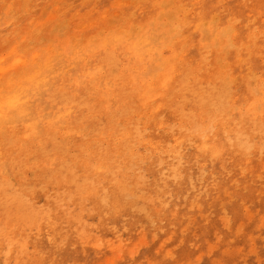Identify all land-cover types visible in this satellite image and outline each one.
I'll return each mask as SVG.
<instances>
[{
	"label": "rangeland",
	"instance_id": "1",
	"mask_svg": "<svg viewBox=\"0 0 264 264\" xmlns=\"http://www.w3.org/2000/svg\"><path fill=\"white\" fill-rule=\"evenodd\" d=\"M0 67V264H264V0H0Z\"/></svg>",
	"mask_w": 264,
	"mask_h": 264
},
{
	"label": "bare ground",
	"instance_id": "2",
	"mask_svg": "<svg viewBox=\"0 0 264 264\" xmlns=\"http://www.w3.org/2000/svg\"><path fill=\"white\" fill-rule=\"evenodd\" d=\"M6 8V7H5ZM115 11H116V9H115ZM50 14V13H49ZM147 37H149V36H147ZM115 38V37H114ZM118 38V37H117ZM139 38V37H138ZM122 39V38H121ZM112 40V39H111ZM110 41V40H109ZM120 41V40H119ZM151 41V40H150ZM111 42V41H110ZM229 42V41H228ZM152 43H153V41H152ZM151 43V44H152ZM107 44H108V42H107ZM146 45V44H145ZM157 45V44H156ZM138 46H141V45H138ZM143 46V45H142ZM145 47V46H144ZM137 48V47H136ZM143 48V47H142ZM145 49V48H144ZM159 50V49H158ZM51 51V50H50ZM140 51V50H139ZM147 51V50H146ZM150 51V50H149ZM142 52V51H141ZM143 53V52H142ZM32 56V55H31ZM141 56V55H140ZM149 56H151L150 54H149ZM149 56H147V57H149ZM48 57V56H47ZM153 59V58H152ZM161 58H159V60H160ZM158 61V60H157ZM220 61V60H219ZM21 62H22V60H21ZM142 62V61H141ZM153 62H154V60H153ZM156 63V62H155ZM159 63V62H158ZM73 64V63H72ZM66 65V64H65ZM68 65V64H67ZM151 65V64H150ZM7 67V66H6ZM8 67H10V66H8ZM5 68V67H4ZM4 68H2V67H0V72H3L4 70H2V69H4ZM24 68V67H23ZM55 68V67H54ZM64 68V67H63ZM62 68V69H63ZM69 68V67H68ZM134 68H135V66H134ZM29 69V68H28ZM47 69H49L48 68V66H47ZM67 69V68H66ZM24 70V69H23ZM15 71V70H14ZM34 71H37V72H39L38 74H37V76H36V78H38V79H35V77H33L32 76V74H29V76H27V77H25V79L27 80V81H29V82H33V84H35V86L37 85V84H39L40 82H43L44 81V77H45V75H42L41 76V70H40V68L39 69H33V71L32 72H34ZM66 71V70H65ZM153 71V70H152ZM27 72V71H26ZM13 73V72H12ZM11 73V74H12ZM19 74V73H18ZM21 74V73H20ZM25 74V73H24ZM45 74V73H44ZM154 74V73H153ZM152 74V75H153ZM35 75V74H34ZM150 75V74H149ZM13 75H11V77H12ZM88 76V75H87ZM96 76V75H95ZM5 77V76H4ZM11 77H10V79H11ZM17 77V76H16ZM2 78V77H1ZM8 78H9V76H8ZM47 79V78H46ZM45 79V80H46ZM51 79V78H50ZM151 79V78H150ZM154 79V78H153ZM1 81V80H0ZM111 81V80H110ZM131 81V80H130ZM139 81V80H138ZM148 81V80H147ZM153 81V80H152ZM4 82H7V81H4ZM14 82V81H13ZM46 82V81H45ZM51 82V81H50ZM142 83H143V81H141ZM151 82V81H150ZM149 82V83H150ZM102 83V82H101ZM19 84V83H18ZM99 84V83H98ZM110 85V84H109ZM135 85V84H134ZM7 86V84L5 85V87ZM34 86V85H33ZM40 86V85H39ZM147 87V86H146ZM0 88H2V87H0ZM4 88V87H3ZM6 88H8V87H6ZM148 88H150V87H147V89ZM9 89V88H8ZM26 89H30V88H28V86L27 87H18V86H16V88L15 89H11L10 90V94L5 98V100H3V101H1L0 102V118H1V116H3V111H2V109H3V107L4 106H6V107H8V108H10L11 109V107H14L15 108V110H17L19 113H21V114H27L29 111H26V109H29V108H27L28 107V105H27V103H28V100L29 99H31V97H28V96H26L27 94H29L28 92H26ZM34 89H36V88H34ZM146 89V88H145ZM146 89V90H147ZM57 90V89H56ZM150 90V89H149ZM148 90V91H149ZM37 91V90H36ZM33 92V91H32ZM40 92V91H39ZM37 93V92H36ZM147 94H149V93H147ZM146 95V94H145ZM260 97V96H259ZM0 98H3V97H0ZM29 98V99H28ZM184 98V97H183ZM262 98V97H261ZM136 99V98H135ZM148 99V98H147ZM202 99V98H201ZM139 100V99H138ZM261 100V99H260ZM67 101V100H66ZM65 102V101H64ZM139 102H141V101H139ZM201 102V101H200ZM263 103V102H262ZM261 103V104H262ZM31 105V104H30ZM260 105V104H259ZM145 106V105H144ZM147 106V105H146ZM256 106H258V105H256ZM30 107V106H29ZM34 108V106L32 107V109ZM68 108V107H67ZM103 108V107H102ZM257 108V107H256ZM5 110H6V108H4ZM131 109V108H130ZM70 110V109H69ZM73 110V109H72ZM132 110V109H131ZM13 111V110H12ZM34 111H36V110H34ZM42 111V110H41ZM65 110H63V112H64ZM143 111V110H142ZM43 112V111H42ZM12 113V112H11ZM10 113V114H11ZM6 114H8V113H6ZM16 114H17V112H16ZM40 114H41V112H40ZM134 114V113H133ZM9 115V114H8ZM20 115V114H19ZM33 115V114H32ZM31 115V116H32ZM61 115H62V113H61ZM63 115H65L64 113H63ZM7 116V115H6ZM5 116V117H6ZM12 116H15V114L14 115H12ZM21 116V115H20ZM23 116V115H22ZM21 116V117H22ZM27 117H28V115H26ZM34 116V115H33ZM4 117V118H5ZM24 117V116H23ZM3 118V117H2ZM8 118V117H7ZM7 118H5V120L4 121H6V119ZM9 119H12L13 120V118H9ZM43 119H45V118H43ZM49 119V118H48ZM47 119V120H48ZM140 119V118H139ZM46 120V121H47ZM94 120V119H93ZM2 121V120H1ZM11 122V121H10ZM100 122V121H99ZM64 123V122H63ZM117 123V122H116ZM15 124H18V123H15ZM59 125H60V123H59ZM64 125V124H63ZM131 125V124H130ZM48 126V125H47ZM95 126V125H94ZM29 127H30V125H29ZM48 127H50V126H48ZM63 127V126H62ZM135 127V126H134ZM61 128V127H60ZM116 128V127H115ZM118 128H119V126H118ZM3 129V128H2ZM86 130V129H85ZM112 130V129H111ZM1 131V130H0ZM41 132V131H40ZM82 132H83V130H82ZM123 133H125L124 131H122ZM127 132V131H126ZM1 133V132H0ZM110 133V132H109ZM138 133V132H137ZM6 134V133H5ZM126 134H128V133H126ZM4 135V134H3ZM12 135V134H11ZM10 135V136H11ZM37 135V134H36ZM121 135V134H120ZM123 135V134H122ZM2 136V135H1ZM132 136V135H131ZM8 137V136H7ZM140 137V136H139ZM6 138V137H5ZM2 140H3V138H2ZM5 140V139H4ZM7 140H9V138H7ZM14 141V140H13ZM3 142V141H2ZM9 143H11V142H9ZM15 145V144H14ZM65 145V144H64ZM22 147V146H21ZM2 154V153H1ZM3 155V154H2ZM1 156V155H0ZM51 157V156H50ZM60 165V164H59ZM27 168V167H26ZM61 168V167H60ZM119 168V167H118ZM173 168V167H172ZM23 169V168H22ZM116 169V168H115ZM1 179H2V177H1ZM27 181V180H26ZM7 182V181H6ZM1 184V183H0ZM9 184V183H8ZM4 185V184H3ZM3 185H0V186H3ZM5 186V185H4ZM26 186V185H25ZM9 195V194H8ZM6 203V202H5ZM13 214V213H12ZM84 233V232H83ZM14 239V238H13ZM22 245V244H21ZM24 246V245H23Z\"/></svg>",
	"mask_w": 264,
	"mask_h": 264
}]
</instances>
